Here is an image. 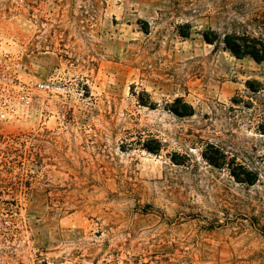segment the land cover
I'll use <instances>...</instances> for the list:
<instances>
[{
  "label": "rangeland",
  "instance_id": "rangeland-1",
  "mask_svg": "<svg viewBox=\"0 0 264 264\" xmlns=\"http://www.w3.org/2000/svg\"><path fill=\"white\" fill-rule=\"evenodd\" d=\"M253 50L264 0H0V264H264Z\"/></svg>",
  "mask_w": 264,
  "mask_h": 264
},
{
  "label": "trees",
  "instance_id": "trees-1",
  "mask_svg": "<svg viewBox=\"0 0 264 264\" xmlns=\"http://www.w3.org/2000/svg\"><path fill=\"white\" fill-rule=\"evenodd\" d=\"M207 42L211 43L210 41H207ZM223 44L227 50H229L231 53H233L235 56H238V57H239L240 52H242L244 48H249V46L240 44L238 39H235L234 37H231V36H224ZM253 51H255V53L249 52L247 54L250 55L251 58H253L256 62H262L264 58H259V56H257L258 53L260 54V51L259 50H253Z\"/></svg>",
  "mask_w": 264,
  "mask_h": 264
},
{
  "label": "built area",
  "instance_id": "built-area-1",
  "mask_svg": "<svg viewBox=\"0 0 264 264\" xmlns=\"http://www.w3.org/2000/svg\"><path fill=\"white\" fill-rule=\"evenodd\" d=\"M35 87L38 92L42 93H58L61 90L60 86L50 82L38 83ZM24 99L26 103L30 102V98H28V96H25Z\"/></svg>",
  "mask_w": 264,
  "mask_h": 264
}]
</instances>
